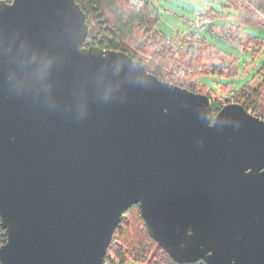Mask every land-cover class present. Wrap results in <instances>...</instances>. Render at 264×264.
<instances>
[{"label": "water", "instance_id": "water-1", "mask_svg": "<svg viewBox=\"0 0 264 264\" xmlns=\"http://www.w3.org/2000/svg\"><path fill=\"white\" fill-rule=\"evenodd\" d=\"M89 33L76 0L0 1V264H105L133 206L177 264H264V120ZM28 48L46 91L9 83Z\"/></svg>", "mask_w": 264, "mask_h": 264}, {"label": "trees", "instance_id": "trees-1", "mask_svg": "<svg viewBox=\"0 0 264 264\" xmlns=\"http://www.w3.org/2000/svg\"><path fill=\"white\" fill-rule=\"evenodd\" d=\"M76 1L85 13L87 23L90 25V33L85 44L87 48L99 47L108 51L124 52L139 61L148 72L153 73L162 81L169 82L194 93L210 95L212 98L215 97L211 113L212 120L225 105L230 103H240L248 112L264 120V64L259 70L262 82L256 88L248 84L239 91L232 92L229 98H219L212 91H209L206 86L195 81L197 76L208 75L215 67L203 64L201 54L190 55L193 48L192 32L187 35L178 32L175 36L181 43L190 42L186 53L173 51L172 47L166 48L161 53L151 52L155 44L162 41L167 42L170 39L171 42L167 44L172 46L174 40L157 29L160 12L154 3L148 1L144 10H138L129 4V0ZM223 1L225 2L224 6L228 8H234L238 11H240V7L242 6L245 8L244 12L239 14L243 25L251 24L257 19L258 21L261 19L260 21L264 22L260 16V14H264V0ZM203 10L213 20L219 17L211 7L203 8ZM213 20L209 31L211 33L214 31L225 40H238L243 46L244 52L253 49V55L259 56L264 49L263 41L246 34L240 26L235 31L234 28L228 29L227 27H222L220 31H216V28L213 26ZM136 31H138L140 36L135 34ZM204 42L203 45H205ZM189 56L190 60L187 66H184V59ZM224 69H227L226 73ZM182 71L184 80L178 76L176 77V74ZM221 74L231 77L236 72L230 66L223 68ZM223 91L227 92V90ZM115 238H117L119 243L113 245L110 252L115 253L123 264L131 260L149 264H177L151 238L138 206H133L126 212L121 225L114 233ZM6 239V231L1 227L0 219V247L6 242ZM194 264L206 263L201 261Z\"/></svg>", "mask_w": 264, "mask_h": 264}, {"label": "rangeland", "instance_id": "rangeland-1", "mask_svg": "<svg viewBox=\"0 0 264 264\" xmlns=\"http://www.w3.org/2000/svg\"><path fill=\"white\" fill-rule=\"evenodd\" d=\"M149 1L154 3L160 12L157 29L169 38L174 39L172 46L163 41L155 44L151 49L152 53L154 51L161 53L168 47H172L173 51L186 53L190 42L181 43L179 39L175 38L176 34L181 32L187 35L190 32L199 31L200 35L205 39V45L201 43L199 46H193L190 55L201 54L203 64L212 65L215 68L208 75L197 76L195 81L206 86L209 91H212L219 98H229L232 92L239 91L248 84L256 88L262 82L259 70L264 64V49L259 56H255L252 52L253 49L244 52L243 46L238 40H225L217 37L216 33H211L209 30L201 31L197 26V22L200 20L199 11L203 8L211 7L214 9V13L219 15V17L213 20V26L216 28V31H220L222 27H227L228 29L234 28L235 31L240 26L246 34L254 36L264 42V22H261L260 18L259 21L257 19L251 24L243 25L241 23L242 18L239 17V14H242L245 8L243 6L240 7V11L234 8H228L224 6L225 2L223 0ZM241 17L243 16L241 15ZM135 34L140 36L138 31ZM189 60L190 56L184 59V66H187ZM230 66L235 69L236 74L231 77L222 75L221 70ZM224 70H226V73L227 69ZM168 76L170 75L168 74ZM177 76L184 80L183 71L176 74ZM223 90H227V92L225 93ZM212 99L215 101V97Z\"/></svg>", "mask_w": 264, "mask_h": 264}, {"label": "clouds", "instance_id": "clouds-1", "mask_svg": "<svg viewBox=\"0 0 264 264\" xmlns=\"http://www.w3.org/2000/svg\"><path fill=\"white\" fill-rule=\"evenodd\" d=\"M24 54L27 57V63L20 64L10 70L9 83L16 87L15 80L26 81L33 88L46 91L57 68L56 57L47 50L39 48L25 49Z\"/></svg>", "mask_w": 264, "mask_h": 264}, {"label": "built area", "instance_id": "built-area-1", "mask_svg": "<svg viewBox=\"0 0 264 264\" xmlns=\"http://www.w3.org/2000/svg\"><path fill=\"white\" fill-rule=\"evenodd\" d=\"M0 1H4V0H0ZM7 2H11V0H5ZM130 1V4L138 9V10H144L145 7H146V4L149 0H129ZM199 17H200V20L197 22V26L198 28L201 30V31H208L210 30V26L212 24V17L206 15L205 11L203 9H201L199 11ZM261 18L263 19L264 21V14H260ZM213 33H215L214 31H212ZM193 33V39H192V43H193V46H199L201 43L203 44L204 42V38L200 35L199 31L198 32H192ZM217 37H220L222 38L219 34H216ZM230 41V40H229ZM171 40L168 39L167 40V43H170ZM212 98V97H211ZM260 118V117H259ZM118 240L117 238L114 239L113 237V241H112V244L107 252V255H106V258H105V264H123L116 256L115 253L113 252H110L111 248L113 247V245L115 244H118ZM124 264H149V263H142V262H139V261H134L132 260L131 262H127V263H124Z\"/></svg>", "mask_w": 264, "mask_h": 264}]
</instances>
